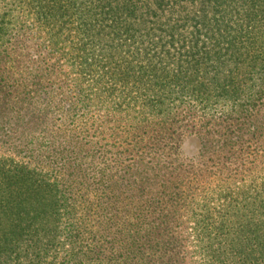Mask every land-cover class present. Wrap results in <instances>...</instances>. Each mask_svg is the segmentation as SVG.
<instances>
[{
  "label": "trees",
  "instance_id": "obj_1",
  "mask_svg": "<svg viewBox=\"0 0 264 264\" xmlns=\"http://www.w3.org/2000/svg\"><path fill=\"white\" fill-rule=\"evenodd\" d=\"M189 6L198 16L188 15ZM73 9L82 12L78 33H89L99 51L86 55L78 41L79 56L70 62L74 79L43 59L30 62L24 45L0 48L3 147L26 153L30 139L76 151L73 163L61 160L73 170L71 186L33 171L24 160L29 156L0 157V264H40L44 245L24 237L41 215L61 237L54 264H264V178L229 186L216 149L221 170L215 176L204 175L211 169L207 161L182 158L184 140L200 132H179L184 117L176 119L170 104L176 95L199 105L239 96L234 73L242 63L246 72L256 69L252 60L264 58V41L241 46L237 38L250 33L256 13L264 15V0H0V41L31 21L57 44L72 26L65 16ZM103 32L107 44L98 40ZM211 33L217 43L227 42L225 50L215 44L204 52L200 41ZM129 107L133 113L126 115ZM228 120L220 126L227 137L243 131ZM40 123L57 129H28ZM216 126L207 131L214 137L208 143L219 133ZM245 144L238 143L242 150ZM32 186H43L42 202H29Z\"/></svg>",
  "mask_w": 264,
  "mask_h": 264
},
{
  "label": "rangeland",
  "instance_id": "obj_2",
  "mask_svg": "<svg viewBox=\"0 0 264 264\" xmlns=\"http://www.w3.org/2000/svg\"><path fill=\"white\" fill-rule=\"evenodd\" d=\"M193 6H189V10L187 12L191 9L193 10L190 11L188 15L193 16V14H197L195 13L196 9H194ZM81 14V9H73L67 16H65L69 22L72 23V26L70 27L68 24L66 25L60 34L57 44H53L49 41L47 32L40 34L43 30L38 24L27 21L25 27L22 28L21 31H18L15 27V30H8L7 34L8 36H11L9 38L4 37L0 41V48L9 49L10 47L15 46L18 47V49H22V45H24V51H27L26 58H30V62L43 59L56 65L58 73L61 72V74L68 75L70 79H74L76 73L71 69L70 62L72 60L75 61L79 56V54L75 55L79 48V40L86 45V55H99L95 39H93L92 36L89 37V33L83 34V32H81L82 35L78 33L79 31L76 27L78 25L77 19L81 16ZM235 18H239V20H241L242 17L237 16ZM237 25L238 24H233V27H237ZM194 26L195 23L192 21L187 25L186 28H189L187 35L190 31H193ZM247 28L248 29L246 30L250 33H244L243 37H238V44L242 46V44L247 43L246 41H250V39L253 40L256 45L259 43L262 44L264 41L263 13H256ZM106 34L107 32H103V34L98 38L102 44H107L104 37ZM30 35L34 36V38H29ZM191 37L192 36H188L187 39H190ZM193 40L194 39L191 41ZM21 41H23L22 44H20ZM200 42L201 44H204V52H212L215 44H219V48L225 50V46L227 44L224 39L221 40L220 43H217L216 37L213 36V33H211V35L208 34L207 39L203 38ZM176 46L177 44H175L174 48H176ZM174 48H170V50L174 52ZM17 53H19V51ZM155 54H158L157 51L150 52V56ZM174 54L176 55L177 52ZM226 59L229 58L227 57ZM261 60H264V58H257L256 55V57L252 60V64H256L257 66L256 69H251L249 72H246L247 64L242 63L235 71V76L233 77V88L236 92H238V97H229L228 99H225V97L224 99L212 98L205 105H199L189 98L183 99V97H180L179 95H176L175 100L170 101L171 108L175 109L174 112L176 113V119H178L177 114L179 113H181L184 117L181 119L183 123L179 125V132L185 128V134L200 132V135L196 136L202 137L200 140L197 137H189L184 140L185 144L182 150V158L189 159L190 161H207V164L211 169L204 173V175H210L212 173L211 175L215 176L214 173L216 172L218 175L221 167L215 165L214 160H216L218 152H221V158H224V162H226V167L223 168L222 171L224 172V177L229 186H243L252 180L251 176L258 177V180L255 184H253L256 185V183L260 181V178H264V82L259 80H264V72L261 71L264 63H262ZM25 64L28 63L25 62ZM212 71L213 70H210V74L213 76L214 73ZM219 72L220 70L217 74ZM85 82H88L87 79H85ZM86 87H89L88 84L85 88ZM228 87L231 89L230 85H228ZM253 93L255 96L251 101H249V94ZM202 108L206 110H203ZM94 112H96V116H102L103 114L102 112H98L96 110ZM125 113L126 115L132 114L133 109L129 107L126 109ZM251 113L252 115H249L247 120L243 119V115ZM226 117L229 118L226 123L240 128L243 126V131H238L233 136L227 137V130H222V128H220V126H225V123L222 122V120L226 119ZM128 122H130V119ZM178 124H180V121ZM214 125H217L216 127L218 128L219 133L211 143H208V141L214 137L211 135L212 131H207ZM177 127L178 126H175L176 129ZM254 127H261L262 129L255 132L253 131ZM28 129L34 133L35 130L38 132H44L46 129L54 130L57 129V127L43 125L40 123L33 124V126ZM63 129L64 125L61 126V130ZM179 132L174 130L176 137L181 136ZM236 134L242 138L236 137ZM223 140H227L226 143H224ZM28 141H30L27 143L29 146L26 150H24L26 153L22 152L19 155H17V152L14 149H11V147H3V142H0V157L15 155L26 158V156H29L28 159L26 158L24 160L30 163V168H32L33 171L35 170V172L38 173L42 171L47 179L52 181L55 180L59 186H71V175L73 170L68 167H63L65 161L62 162L61 160L62 158H69V161L73 163V160H75L76 157V151L72 148L65 149L62 142L54 144L50 142L44 143L42 141H31L30 139H28ZM201 141H206L208 144L206 142L201 143ZM242 141L246 142L244 150H242V148L238 145V143ZM61 143L62 147H59V144ZM213 143L214 147L212 146ZM208 145L209 149L207 147ZM224 145L225 148H223ZM201 148L203 152L201 151ZM230 148H233V150L236 151L230 153ZM214 149L218 151L215 154ZM21 151H23V149H19L18 152ZM241 166H243L245 172L239 173ZM209 182L210 181H207L205 183L204 181V186H207L206 184ZM39 187L43 188V186H32L31 199H29V202H42L44 200V198L39 194ZM41 216L42 218H40L34 226L27 228L24 238L29 239L31 242H37L38 240L39 244L44 245L40 251L41 255L38 257L40 264H54L55 261L60 260L61 258L62 250L61 247L57 246V244L60 243L59 241L61 237L58 234L55 236L57 227L51 224L52 221L50 217L48 215ZM6 227V221H2L1 229H6ZM193 259L198 262V258ZM28 263L29 262L27 261L26 264Z\"/></svg>",
  "mask_w": 264,
  "mask_h": 264
}]
</instances>
